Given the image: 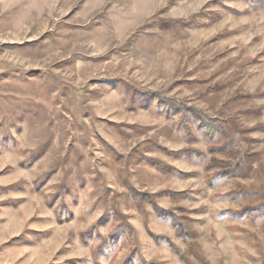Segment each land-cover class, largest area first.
Returning <instances> with one entry per match:
<instances>
[{"label":"rangeland","instance_id":"1","mask_svg":"<svg viewBox=\"0 0 264 264\" xmlns=\"http://www.w3.org/2000/svg\"><path fill=\"white\" fill-rule=\"evenodd\" d=\"M0 264H264V0H0Z\"/></svg>","mask_w":264,"mask_h":264},{"label":"trees","instance_id":"2","mask_svg":"<svg viewBox=\"0 0 264 264\" xmlns=\"http://www.w3.org/2000/svg\"><path fill=\"white\" fill-rule=\"evenodd\" d=\"M196 115H198L199 120H206L207 119L205 116H203L202 114H200L198 112H196ZM208 121H211V120H208ZM213 123H214V121H213Z\"/></svg>","mask_w":264,"mask_h":264}]
</instances>
